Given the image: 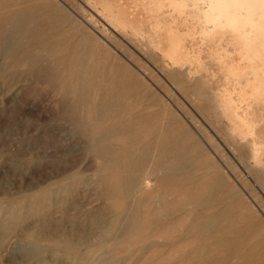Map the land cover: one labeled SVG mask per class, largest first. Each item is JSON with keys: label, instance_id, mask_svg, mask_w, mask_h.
<instances>
[{"label": "rangeland", "instance_id": "1", "mask_svg": "<svg viewBox=\"0 0 264 264\" xmlns=\"http://www.w3.org/2000/svg\"><path fill=\"white\" fill-rule=\"evenodd\" d=\"M151 1L0 0V221L16 222L1 239L0 264H166L169 255L188 252L165 245L184 239L192 220L190 206L170 205L184 202L194 182H163L158 171L178 159L186 172L218 173L226 189L235 188L234 213L249 209L264 224V149L253 154L231 137L233 111L228 107L227 118L209 112L200 98L208 88L199 81L214 93L226 89L239 116L251 84H227L211 60L202 39L213 28L198 16L206 6L182 0L179 14L164 7L161 16L147 4L158 0ZM19 17L28 34L13 30ZM152 17L158 24L166 17L162 30L168 23L201 69L171 65V45L154 32ZM132 33L152 41L154 51L133 42ZM221 46L232 65H245L233 47ZM252 104L264 144V104ZM148 172L152 196L134 195L129 177ZM150 245L156 248L148 251Z\"/></svg>", "mask_w": 264, "mask_h": 264}, {"label": "bare ground", "instance_id": "2", "mask_svg": "<svg viewBox=\"0 0 264 264\" xmlns=\"http://www.w3.org/2000/svg\"><path fill=\"white\" fill-rule=\"evenodd\" d=\"M191 1L198 6L199 3H202L204 6H206V9L204 10L200 9V14L198 16H200L202 23L204 25H210L209 28H211L212 26L213 32H210L211 34L209 35L206 34L205 38L201 36L203 34L201 35L198 34V35L203 38V39L200 38V40L201 39L206 40V44L209 49V56L211 60L217 64L218 68H220L225 72L226 74L225 82L227 84L233 83L235 87H240V88L241 85L243 84L245 85L251 84L250 87L252 88L251 95H249L247 98L244 96L241 99V101L245 103L246 106L245 116H242L241 114H240L241 116H239L237 114L235 110L236 104L234 105L230 97L231 95H229L226 89L225 90L222 89L223 91L220 94L214 93V89L210 87L208 81H205L203 79L202 81H199V83L207 87L208 92H204L200 98L205 104V106L209 109V112L213 113L214 116L217 118H227V112L229 107L233 111V116L235 117V121L237 123L235 125L233 124L232 126L230 133L231 137L239 142L245 143L246 148H248L251 151V153L258 154L260 153V151L264 149V144L260 143L259 141L260 137L256 134V128L258 127L257 126L258 122L254 121L253 118L250 117L251 115L253 116V114H249V113L254 108L252 104L253 102L255 104H259V103L264 104V0H191ZM151 2L150 3L145 2V3L151 4L150 6L153 7V9L151 8V11L153 10L154 12H156V14L157 12L160 13L159 11H161L164 7L170 8L172 10L171 12L173 13L176 12L179 14L184 8L185 5L184 3H186V1H182V0H162V1L158 0L156 3H151ZM187 3L189 2L187 1ZM143 6H145V4ZM192 8L195 9L194 6ZM143 9H145V7ZM198 9L199 8L195 9L197 10V12L195 10L194 11L198 13ZM164 10L166 9H163V11ZM148 11H150V8ZM151 11L150 13L152 15L153 12ZM166 11H165V15H167ZM162 13L163 12H161L159 15L163 16ZM175 15L176 17H179L177 16V14ZM185 15L188 16L187 13ZM192 15L189 16V20L191 17V20L194 21V19H192ZM194 15H196L195 16L196 18L197 14ZM156 16L154 18H156ZM170 16L167 15L168 19ZM110 18L111 17H109V19ZM154 18L152 17L151 20L154 21ZM160 18L159 20H161ZM185 18H183V20L186 23L187 20L185 21ZM181 19L182 18H180V20ZM197 20L199 21V19ZM171 21H174V19ZM200 21L199 23L201 24ZM161 22L160 24L163 23ZM168 22L170 23V21ZM153 23H154L153 27L155 30L154 32H157V36L159 37L161 34L164 35L166 41L171 45L169 59L172 63L171 65H173L174 68L181 69L179 70V72H181L183 66L186 65L187 63L189 67L192 63H196L198 68L201 69V65L199 62L200 59L198 56L196 55L190 56L189 53H185V54L182 53V48L180 46V43L179 42L175 43V38H174L175 33L172 32L173 30L168 29L167 22H166L167 29L165 31H163L162 28L160 27V24H158L159 21L156 22L155 20ZM179 23L180 22L176 24L179 25ZM191 24L193 23L191 22ZM196 25H198V23ZM12 26H13V30L19 34L29 33V31H23V28L20 25V17H19V21L13 22ZM173 26L169 25V27L172 28ZM117 28L125 35H128L129 32L127 33L126 31L127 29L125 26L117 25ZM199 28L197 29L199 30ZM202 29L204 28H202L201 26V30ZM191 32L193 31H190V33ZM201 32L203 33V30ZM197 33L199 32L197 31ZM131 36H132V41L133 38H135L136 40H138L137 42H139L140 44L144 43V41L146 40L144 37H142L139 34L132 33ZM145 42H147L148 47H151L152 49L156 48L153 46L152 41L148 40ZM222 43H225V45L227 46L233 47V51L238 55L237 57H239L242 64L244 63L245 65L242 67L239 65L237 66L232 65V63L229 62V51L227 50L226 47L221 46ZM140 44L139 46L142 45ZM137 45L135 43V46ZM144 47L145 49L148 48L146 46ZM214 47L216 48L215 50ZM152 51H154V49ZM187 73L190 74V72L187 71L185 75ZM194 73H196L195 69H194ZM190 75L192 77V74ZM198 85H197V89H198ZM243 113L245 114V112ZM237 126L240 129L242 128L241 132H237L238 131V128H236ZM100 135L101 134H99V136ZM104 138L105 137H103V139ZM182 161L183 160H179V159L175 160L173 164L170 165V167H166V168L165 166H158V171L162 174L163 182L165 181H170L173 183L194 182V184L196 185L195 190L187 194L186 200L184 202L177 204L174 203L170 205V209L172 211L177 209L179 207L178 205L190 206L191 211L189 212V214L192 215V220L187 225L186 235L184 239L173 237L172 235L171 237L173 238H170V240L168 241L165 240L167 242V244L165 245L169 247L173 246V249L175 248L178 249L180 247L187 246L189 248V251L186 253L177 252L173 255H169L168 258L165 260L166 264H181V263L183 264L185 261H186L185 264H264V224H262L263 222H261V219L258 216H256L254 213H252L249 209L246 208L243 210V213L245 212L250 218H252L254 220L253 223L250 222L249 220L250 218H247L245 213L244 215L241 213H239V215H236L234 213L236 208L237 209L240 208L237 203L235 202L233 203L232 201V196H237L235 188L231 186V188L226 189V187L223 186L224 183L220 182L221 178L218 173H213V175L215 176L214 179L212 174L207 173L204 176V174H199L198 171H196V169L194 168L191 171L186 172L184 171V163ZM261 166L262 169L264 170V165ZM151 177L152 174H150L149 172L144 174L141 180L140 179L136 180L135 177L132 178L129 177L128 189L134 195L137 196H146V197L152 196L153 193L150 191L152 188L151 185L152 183H150ZM217 200H219V205L224 207L223 209L217 208L218 204L215 203ZM239 204H241L242 206V202L241 203L239 202ZM159 209L160 211H158V213L161 214L162 211H164L165 213V209H166L165 206L160 207ZM233 214H235L236 217ZM155 217L159 218L160 215H155ZM156 218L155 220L158 221L159 219ZM152 220L153 219L151 216L150 221ZM15 224H16L15 221L13 222L0 221V246L2 244L1 239L3 238V236H5L7 232L12 230ZM114 231L116 232V230ZM33 239L36 240L38 239L37 233H35ZM153 248H156V245H150L148 251H151Z\"/></svg>", "mask_w": 264, "mask_h": 264}]
</instances>
